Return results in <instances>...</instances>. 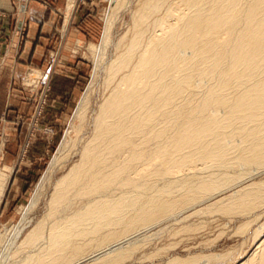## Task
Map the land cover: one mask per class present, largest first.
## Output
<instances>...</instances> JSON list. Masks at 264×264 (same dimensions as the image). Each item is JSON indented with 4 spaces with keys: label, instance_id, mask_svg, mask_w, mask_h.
<instances>
[{
    "label": "bare ground",
    "instance_id": "bare-ground-1",
    "mask_svg": "<svg viewBox=\"0 0 264 264\" xmlns=\"http://www.w3.org/2000/svg\"><path fill=\"white\" fill-rule=\"evenodd\" d=\"M134 14L90 132L82 134L85 95L42 185L71 152L77 160L5 264L123 262L143 232L264 172V0H144ZM110 42L108 22L101 56ZM9 176L0 171V197ZM252 186L217 209L251 213L264 203V182ZM25 214L17 211V226ZM254 249L239 264H264V237Z\"/></svg>",
    "mask_w": 264,
    "mask_h": 264
},
{
    "label": "rangeland",
    "instance_id": "rangeland-1",
    "mask_svg": "<svg viewBox=\"0 0 264 264\" xmlns=\"http://www.w3.org/2000/svg\"><path fill=\"white\" fill-rule=\"evenodd\" d=\"M17 1L21 7L18 30L21 39L27 36L29 18H33L30 7H43L53 18L49 42L40 46V61H17L21 66L12 77L9 61H5L1 69L2 80L8 82L9 78L12 79L5 94L0 95V103L7 105L5 117L15 119V125L4 124L0 127V167L11 168L13 161L18 166L12 186L9 188L6 185L0 197V260H3V264L44 214L57 178L77 160V157H73V160L71 152L53 177L42 185L51 160L85 95L91 107L88 106V122L85 120L88 130L85 127L82 134L90 132V121L108 94L105 88L107 65L132 37L134 13L144 3V0ZM67 8L71 10L70 13ZM0 18L7 20V15L0 12ZM39 20L44 21V16ZM108 22H111V42L101 56L100 47ZM40 31L39 28L37 35ZM7 119L6 122L9 121ZM255 175L241 185L224 187L202 207L196 206L193 211L177 216L175 221L164 222L153 228L152 232H143L141 239L126 244L131 245L137 240L141 245L123 262L116 264H166L171 258H217L228 253L229 257L225 256L224 260L221 257L219 261L218 257L217 261L205 264H239L252 254L258 241L264 237V203L257 205L249 214L234 209L222 212L220 207L228 204L232 193L237 195L252 184L264 182L263 171ZM247 181L251 185L246 186L249 184ZM205 206L209 207L208 210ZM20 209L26 214L23 223L17 226L14 222Z\"/></svg>",
    "mask_w": 264,
    "mask_h": 264
},
{
    "label": "crops",
    "instance_id": "crops-1",
    "mask_svg": "<svg viewBox=\"0 0 264 264\" xmlns=\"http://www.w3.org/2000/svg\"><path fill=\"white\" fill-rule=\"evenodd\" d=\"M17 0H0V12L7 15L6 19L0 18V95L5 94L9 82L12 78H9V81L6 82L2 80V67L5 61H9V68L11 69L10 76H14L15 71L21 66L17 61L28 63L33 61H40L41 56V45H46L49 42V34L52 29V14L48 13L47 10L43 7L41 8H29V12L33 18H29L28 29L29 32L27 36H24L21 39V36L18 34L20 26V5L17 3ZM72 9V8H71ZM68 10V8H67ZM71 10H68L70 13ZM39 14V16H38ZM37 17H36V16ZM35 16V17H34ZM44 16V21L39 20ZM11 18V19H10ZM43 22V24H42ZM42 24V25H41ZM40 28V34L37 35V30ZM10 37V39H9ZM8 39V43L7 40ZM1 101V100H0ZM2 103V102H1ZM0 103V127L4 124L15 125V119H7L6 108L7 105ZM9 103V102H8ZM6 119L9 120L6 122ZM4 130V129H3ZM2 150V149H1ZM1 154V151H0ZM18 166L16 161H13L12 167H0V171L5 172L9 176L8 184L9 188L12 186L16 173L18 171ZM13 174V175H12ZM15 174V175H14ZM4 198V197H3Z\"/></svg>",
    "mask_w": 264,
    "mask_h": 264
}]
</instances>
